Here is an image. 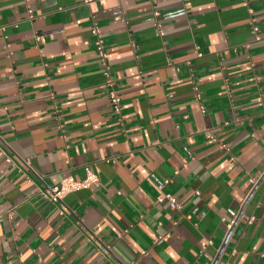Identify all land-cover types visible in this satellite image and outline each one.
I'll list each match as a JSON object with an SVG mask.
<instances>
[{
	"label": "crops",
	"instance_id": "1",
	"mask_svg": "<svg viewBox=\"0 0 264 264\" xmlns=\"http://www.w3.org/2000/svg\"><path fill=\"white\" fill-rule=\"evenodd\" d=\"M219 254L264 264V0H0V264Z\"/></svg>",
	"mask_w": 264,
	"mask_h": 264
},
{
	"label": "built area",
	"instance_id": "2",
	"mask_svg": "<svg viewBox=\"0 0 264 264\" xmlns=\"http://www.w3.org/2000/svg\"><path fill=\"white\" fill-rule=\"evenodd\" d=\"M256 28H254V32H256ZM92 33L94 36L97 38L96 46L99 51L102 53L104 52V47H103V42L102 39H100L99 32L97 28H94ZM257 40H260V37H257ZM111 101L112 104L114 105V108L118 114L121 113V99L120 97L115 93H111ZM12 159L8 158L7 162L12 163ZM30 178L28 177V180ZM99 182L98 175L90 170V168H86V178L83 180H76L72 177L64 179L59 183L58 185H55L53 187L46 188L45 190L42 191L43 196L46 197L52 204L54 205H60L64 198L74 192L81 191V190H87L92 188L93 186L97 185ZM165 200H168L171 204L172 208H177V201L175 198H173L171 195H165L164 198ZM233 216H236L235 213L231 212ZM64 213L61 212V215ZM100 250L102 253L105 254V256L108 259L111 258V253L109 249L106 247H101Z\"/></svg>",
	"mask_w": 264,
	"mask_h": 264
},
{
	"label": "water",
	"instance_id": "3",
	"mask_svg": "<svg viewBox=\"0 0 264 264\" xmlns=\"http://www.w3.org/2000/svg\"><path fill=\"white\" fill-rule=\"evenodd\" d=\"M230 235H231V232L228 234L227 240L230 238ZM225 244H226V242H225ZM225 244H224V245H225ZM222 250H223V249H222ZM221 252H222V251H221ZM221 252H220V254H221ZM220 254L218 255V257H217V259H216V261H215L214 264L217 263V261H218V259H219V257H220Z\"/></svg>",
	"mask_w": 264,
	"mask_h": 264
}]
</instances>
